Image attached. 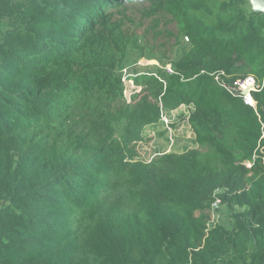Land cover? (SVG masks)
Returning <instances> with one entry per match:
<instances>
[{
	"label": "trees",
	"instance_id": "obj_1",
	"mask_svg": "<svg viewBox=\"0 0 264 264\" xmlns=\"http://www.w3.org/2000/svg\"><path fill=\"white\" fill-rule=\"evenodd\" d=\"M248 75V0H0V264H264V84L227 89ZM159 102L193 106L197 147L143 161Z\"/></svg>",
	"mask_w": 264,
	"mask_h": 264
},
{
	"label": "built area",
	"instance_id": "obj_2",
	"mask_svg": "<svg viewBox=\"0 0 264 264\" xmlns=\"http://www.w3.org/2000/svg\"><path fill=\"white\" fill-rule=\"evenodd\" d=\"M183 40L187 41L188 37L184 36ZM151 60L152 59L142 57L141 59L137 61V63L139 66L145 67L149 64H153V63H150ZM155 64L161 67L162 69H164L167 73L169 74L173 73L171 65L167 66V64H170V63L160 64L157 61ZM144 73L146 72L140 71V72L132 73V72H129L126 67L122 69L121 81L124 86L123 93H124L126 102H130L131 95H133L134 93L140 92L142 89L141 85H137L134 83L133 77L140 75V74H144ZM128 82L132 84V88L134 90L133 93L130 94V96L126 95L125 93V86L127 85ZM263 84H264V77L262 79H257L253 75H248L244 78L235 80L233 84L227 87V89L229 93H231L232 95L240 97L244 104L255 107V101L252 97V93L260 91L263 87ZM159 105L161 109H160V116H159L158 121L144 126L142 130V139L138 141L136 144H139L141 146L142 143L147 138H154L156 133L157 134L161 133V138L166 141L167 151L165 152L167 153L169 152V149L173 146L175 138L181 136V129L183 128L182 124L179 123L181 115L183 117V121L186 120L188 124V131H183V133L186 134L188 132L189 134L191 133L192 135H194L193 130L188 123V117H189L190 111L193 110V106L186 105V104H180L174 109L165 110L162 108V105L160 102H159ZM177 122L178 124H175ZM142 149H144L143 146H142ZM140 154L144 158H147V155H145L144 153L140 152ZM138 157H140L139 153H138ZM243 164L246 166H250V161H245L243 162ZM218 202H219V199H216L215 202L213 203V207L216 206Z\"/></svg>",
	"mask_w": 264,
	"mask_h": 264
},
{
	"label": "rangeland",
	"instance_id": "obj_3",
	"mask_svg": "<svg viewBox=\"0 0 264 264\" xmlns=\"http://www.w3.org/2000/svg\"><path fill=\"white\" fill-rule=\"evenodd\" d=\"M167 28L173 29L174 28V25L173 24H169V26ZM173 41H174V39H172V42ZM139 55H140L139 51H137V50H129V58L131 60V66L135 65V63L139 59L142 58ZM128 66L130 68V65H126V68ZM133 91L134 90L132 88V84L130 82H128L127 85L125 86V93H126V95H129L130 96V94H132ZM179 123L182 124V126H183V128L181 129V136L175 138L174 144L169 149V152L181 153L184 150H186L187 148L197 147V145L194 143V135H192L191 133L189 134L188 132L186 134L183 133V131H188V124H187V121L186 120L183 121L182 115L180 117ZM175 124H178V122L175 123ZM142 146H143L144 149H142ZM135 148L137 150V153H139V155H140V157H138V159L140 158L141 160H144V161H149V160L157 157L159 154L166 153L165 151H167L166 150V141L161 138V133H158V134L156 133L155 136H154V138H147L142 143L141 146L139 144H135ZM199 148H200V158L208 157V158H210V160L212 161V163L218 165V159L216 158V156H214L210 152L209 149H207L205 147H199ZM140 152H142L145 155H147V158H144L140 154ZM216 217L217 216H215L214 219Z\"/></svg>",
	"mask_w": 264,
	"mask_h": 264
},
{
	"label": "water",
	"instance_id": "obj_4",
	"mask_svg": "<svg viewBox=\"0 0 264 264\" xmlns=\"http://www.w3.org/2000/svg\"><path fill=\"white\" fill-rule=\"evenodd\" d=\"M248 3L251 6V10L253 12H262L264 13V0H248ZM157 61L156 59H152L151 63L155 64ZM170 64H167L169 66Z\"/></svg>",
	"mask_w": 264,
	"mask_h": 264
}]
</instances>
